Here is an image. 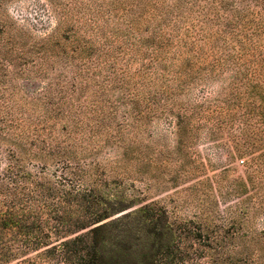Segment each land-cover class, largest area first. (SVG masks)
Returning a JSON list of instances; mask_svg holds the SVG:
<instances>
[{
	"label": "rangeland",
	"instance_id": "1",
	"mask_svg": "<svg viewBox=\"0 0 264 264\" xmlns=\"http://www.w3.org/2000/svg\"><path fill=\"white\" fill-rule=\"evenodd\" d=\"M4 12L24 42L0 60V172L14 153L52 178L61 168L33 154L62 151L131 207L103 223L112 235L149 206L183 264H264V0H10ZM91 230L32 235L45 239L0 264H71L65 242Z\"/></svg>",
	"mask_w": 264,
	"mask_h": 264
},
{
	"label": "trees",
	"instance_id": "2",
	"mask_svg": "<svg viewBox=\"0 0 264 264\" xmlns=\"http://www.w3.org/2000/svg\"><path fill=\"white\" fill-rule=\"evenodd\" d=\"M9 1L0 0L2 61L16 57L24 42L5 16L4 7ZM49 151L39 149L33 158L40 156L61 168L52 178L43 172L29 171L25 156L14 153L0 172V238H7L10 243L3 247L0 263L14 259L34 242L45 239L32 235H77L92 228L86 235L65 242V247H76V252L67 253L71 264H183L184 258L172 253L174 235H167L171 232L167 222L159 225L160 229L151 230L149 206L126 214V224L117 231L118 235H112L110 231L116 222L103 223L131 207L123 206L119 199L98 194L102 179L92 165H74L78 161L66 153ZM59 158L67 161L58 162Z\"/></svg>",
	"mask_w": 264,
	"mask_h": 264
}]
</instances>
